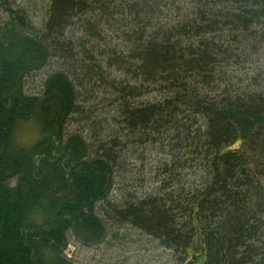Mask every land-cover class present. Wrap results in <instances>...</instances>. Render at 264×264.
I'll list each match as a JSON object with an SVG mask.
<instances>
[{"label": "trees", "instance_id": "1", "mask_svg": "<svg viewBox=\"0 0 264 264\" xmlns=\"http://www.w3.org/2000/svg\"><path fill=\"white\" fill-rule=\"evenodd\" d=\"M115 1L50 0L47 20L36 30L22 9L13 10L8 0H0L12 14L0 21V264H72L63 254L69 231L90 242L102 237L104 224L96 205L111 189L120 143L112 140L91 151L80 133L67 129L82 114V81L95 77L91 68L85 70L89 58L79 65L82 79L76 68L68 73L56 69L47 74L39 94L29 95L24 87L29 75L52 58L71 57L65 34L73 18L92 7L107 10ZM147 1L160 7L159 0ZM192 15L167 25V31L162 30L166 24L147 22L134 31L141 35L125 40L135 44L129 57L135 71L149 82L167 83L173 95H184L178 102L203 120V128L193 130L195 137L177 135L180 144L193 141L192 162H197L201 180L182 184L181 175L175 192L163 190L116 207L106 203L105 211L113 221L128 223L178 253L183 262L264 264V188L250 167L254 155L264 153V94L244 101L201 91L224 52V45L212 43L209 36L228 32L236 43L253 42L249 33L253 30L254 38L264 30V0H211L207 11L194 9ZM224 50L233 51L230 46ZM164 99L124 107L126 128L143 138L153 131H176L177 111L171 105L178 102ZM31 123L38 137L20 145L16 133Z\"/></svg>", "mask_w": 264, "mask_h": 264}, {"label": "rangeland", "instance_id": "2", "mask_svg": "<svg viewBox=\"0 0 264 264\" xmlns=\"http://www.w3.org/2000/svg\"><path fill=\"white\" fill-rule=\"evenodd\" d=\"M8 2L13 10L22 9L25 12L33 28L40 30L44 26L50 0H8ZM121 3H124L123 6ZM129 3L126 4L125 0H116L107 10L104 7L100 9L98 6L97 9L92 7L91 11L87 10L83 15L73 18L65 34V42H68L72 49L71 57L63 60L52 58L43 69L29 75L24 87V91L29 95L39 94L47 74L56 69H65L68 73L76 68L75 75L82 79L79 65L84 59L89 58L84 62L85 70L91 68L95 72V77L91 80L89 77L84 78L82 90L77 89L80 95L78 106H81L82 114L75 115L67 129L70 132L80 133L90 145L91 151L100 150L104 144L112 140L120 143L113 164L111 189L106 200L96 205L97 216L104 224L102 237L96 242H90L83 236L69 231L63 254L72 264H184L186 262L182 261L181 255L164 248L158 240L139 229L128 223L113 221L105 210L108 204L116 207L160 195L163 190L175 192L179 187L177 179L181 175H183L182 184L186 181L197 183L201 180L199 176L201 170L196 169L197 162H192L193 141H187L189 147H185L187 144H180L177 135L180 137L182 135L185 139L187 135L193 136V130L202 127L203 120L178 102L177 99L185 97L184 95H173L169 92L171 86L167 83L149 82L135 71V61L129 58L135 53V44L126 40L135 39L136 34L140 33L134 31L140 29L138 28L140 25H147V22L151 25L166 24V29L162 28V30L167 31V25L193 17L194 9H199V12L207 11L211 7V0H159L160 7L147 0L129 1ZM146 3L149 5L148 10L144 8ZM131 8L133 11L138 10V13L133 12ZM157 9V14L151 16ZM10 15L12 14L5 5L0 3V21L9 20ZM252 32L253 30L249 35L253 42L247 44L246 41L236 43L237 39L228 32L209 36L213 39L212 43L217 45L219 42L218 45H224L222 46L224 52L225 46H230L233 51L228 53L227 50L225 55L224 52L221 53L222 57L226 56L225 61L221 57L220 63H214L216 66L213 65L215 66L213 72L206 76L208 83L201 87L204 95L221 99L227 94L229 97L238 96L245 101L248 100V96L264 94V30L254 38ZM211 50L216 53V48ZM164 98L178 102L171 105L177 111L173 117L176 131L165 129L169 135L164 130H160L159 134L153 131L143 138L126 128L122 119L124 107L131 109L134 105L159 104L165 100ZM187 128H189L188 133ZM262 131L264 132V126ZM195 136L196 133L193 137ZM37 137L38 130L33 123L21 125L16 133L17 142L23 146L30 145ZM263 154L259 155L257 152L256 156L254 155L255 162L250 167L256 177L260 176V185L264 188Z\"/></svg>", "mask_w": 264, "mask_h": 264}, {"label": "water", "instance_id": "3", "mask_svg": "<svg viewBox=\"0 0 264 264\" xmlns=\"http://www.w3.org/2000/svg\"><path fill=\"white\" fill-rule=\"evenodd\" d=\"M184 264H193L192 262H190V261H187V262H185Z\"/></svg>", "mask_w": 264, "mask_h": 264}]
</instances>
